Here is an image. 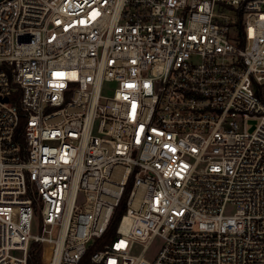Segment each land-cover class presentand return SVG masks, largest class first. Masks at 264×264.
<instances>
[{
    "label": "built area",
    "instance_id": "built-area-1",
    "mask_svg": "<svg viewBox=\"0 0 264 264\" xmlns=\"http://www.w3.org/2000/svg\"><path fill=\"white\" fill-rule=\"evenodd\" d=\"M126 191L90 264H264V0H0V264H80Z\"/></svg>",
    "mask_w": 264,
    "mask_h": 264
},
{
    "label": "trees",
    "instance_id": "trees-1",
    "mask_svg": "<svg viewBox=\"0 0 264 264\" xmlns=\"http://www.w3.org/2000/svg\"><path fill=\"white\" fill-rule=\"evenodd\" d=\"M23 124H24V121L22 120L20 123L19 129H18L20 133H23ZM127 194H128V191L125 192L119 206L116 208L112 222H111L110 227L108 229V232L105 234V236L102 238V240L99 241L98 245L90 246L88 248V250H87L85 256L82 258L80 264H90L89 257L91 255V253L95 249H99L102 246V244L107 242L110 239L111 235H113V232L115 231V228L119 222V219H120L121 215L123 214V212L125 211ZM40 250H41V244L39 242H33L31 244V247H30L29 252H28V264H44L42 259H41V256L39 255Z\"/></svg>",
    "mask_w": 264,
    "mask_h": 264
},
{
    "label": "rangeland",
    "instance_id": "rangeland-1",
    "mask_svg": "<svg viewBox=\"0 0 264 264\" xmlns=\"http://www.w3.org/2000/svg\"><path fill=\"white\" fill-rule=\"evenodd\" d=\"M114 87H115V84H110L109 88L105 91V94L106 95H112L113 91H114ZM256 123L257 121L255 119H252L249 121V128L250 129H254L255 126H256ZM38 215L39 213L37 212L36 214V218L34 220V224H33V229H32V232L33 233H39L40 232V220L38 218ZM136 252H140L141 251V247H137L135 249Z\"/></svg>",
    "mask_w": 264,
    "mask_h": 264
}]
</instances>
